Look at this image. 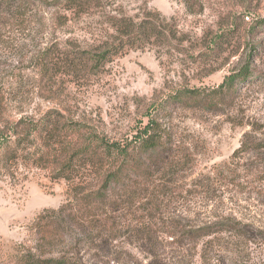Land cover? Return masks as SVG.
I'll use <instances>...</instances> for the list:
<instances>
[{
	"label": "rangeland",
	"instance_id": "obj_1",
	"mask_svg": "<svg viewBox=\"0 0 264 264\" xmlns=\"http://www.w3.org/2000/svg\"><path fill=\"white\" fill-rule=\"evenodd\" d=\"M15 1L0 0L3 84L17 74L31 76L29 58L49 43L73 50L111 41L107 14L133 19L158 15L177 26L180 45L170 39L169 44L165 41L151 49L130 50L88 82L63 83L66 106L111 137L134 133L147 120L152 105L178 92L213 89L227 77L246 71L245 79L233 86L237 96L229 107H173L175 146L183 153L188 149L192 160L189 170L171 177L175 183L170 185L174 194L168 196L169 211L193 224L202 219L230 220L264 233V150L230 160L245 133L255 129L252 137L264 140V0H201L204 9L197 15L186 12L180 0H112V6L90 10L62 27L54 22L61 12L49 6L52 0H26L20 2V12H13L8 3ZM211 41L219 42L213 51L206 49ZM54 106L35 97L24 104L34 115ZM205 177L213 178L208 196L185 195L191 184ZM66 199L65 181L50 179L47 171L32 170L18 181H0V262L30 238L39 214L57 209ZM159 235L162 264H264L262 236L248 242L221 234L196 247L178 248L169 244L165 234ZM128 243L125 238L118 242L111 257L119 259L115 264H147L145 251Z\"/></svg>",
	"mask_w": 264,
	"mask_h": 264
},
{
	"label": "trees",
	"instance_id": "obj_2",
	"mask_svg": "<svg viewBox=\"0 0 264 264\" xmlns=\"http://www.w3.org/2000/svg\"><path fill=\"white\" fill-rule=\"evenodd\" d=\"M25 1L8 6L20 12V2ZM110 1L52 0L48 4L61 12L54 22L62 27L90 10L112 6ZM180 1L190 15L204 9L201 0ZM106 20L111 41L73 50L59 42L49 43L29 58L34 70L31 76L21 73L0 83V181H18L32 170L47 171L50 179L65 181L67 196L57 209L44 210L36 217L30 238L13 247L14 255L0 264H115L119 259L111 257L122 238L145 251L147 264H162L159 234H165L169 244L178 248L196 247L221 234L248 242L262 236L264 242L263 232L236 221L202 219L193 224L169 211L168 196L174 194L170 185L175 183L171 177L189 170L192 160L188 149L183 153L175 146L173 107H226L237 96L233 86L245 79L246 71L227 77L213 89L178 92L160 105H152L147 120L134 133L111 137L66 106L63 83L88 82L130 50L151 49L170 39L178 40L179 45L183 41L177 26L158 15L133 19L107 14ZM216 44L219 42L211 41L206 49L213 51ZM32 97L55 106L35 115L28 113L24 104ZM252 133L243 135L231 162L237 155L253 157L264 150V140L254 139ZM210 181L213 178L205 177L191 184L185 195L208 196L213 186Z\"/></svg>",
	"mask_w": 264,
	"mask_h": 264
}]
</instances>
